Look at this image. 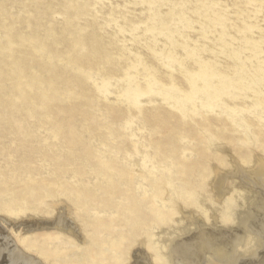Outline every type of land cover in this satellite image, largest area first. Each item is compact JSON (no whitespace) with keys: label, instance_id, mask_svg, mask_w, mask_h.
<instances>
[{"label":"rangeland","instance_id":"obj_1","mask_svg":"<svg viewBox=\"0 0 264 264\" xmlns=\"http://www.w3.org/2000/svg\"><path fill=\"white\" fill-rule=\"evenodd\" d=\"M151 76L161 88L174 85L196 108L195 91L207 97L198 94L202 104L220 95L228 106L244 107L249 130L237 129L218 111L193 114L190 105L184 117L181 102L168 94L145 99L135 113L127 91L143 90ZM224 77L240 98L220 90ZM107 80L113 88L103 95ZM256 106L264 109V0H0V214L16 222L51 219L55 202L62 203L72 208L85 239L22 226L8 235L52 264H123L138 233L154 247L160 230L176 224L172 202L162 203L159 193L164 179L175 183L173 197L179 193L196 207L203 203L197 200L200 182L205 184L199 167L194 176L186 164L200 152L215 157L205 130L231 141L228 149L246 152L242 140L253 133L263 153L264 122ZM115 107L125 112L113 113ZM161 108L183 123L180 134L192 145L144 118L145 111ZM132 116L137 148L157 164H175L174 174L140 172L136 140L125 127ZM207 117L223 120L224 129L203 128ZM183 149L193 150L194 158H184ZM239 203L225 195L220 220ZM206 207L212 209V202ZM239 258L236 264H253L246 255ZM0 264H11L4 253Z\"/></svg>","mask_w":264,"mask_h":264},{"label":"bare ground","instance_id":"obj_2","mask_svg":"<svg viewBox=\"0 0 264 264\" xmlns=\"http://www.w3.org/2000/svg\"><path fill=\"white\" fill-rule=\"evenodd\" d=\"M231 81L230 77H224L221 81L222 87L220 90L226 89L232 93L230 95L231 98H240L241 95L237 96L231 91L234 88ZM112 88V82L107 80L103 95L110 94ZM127 93L130 103L138 110L135 113L142 112L141 109L146 103L145 99L155 100L158 96H162V99H164L166 94H168L172 98L176 96V99L181 102L182 108H179L178 111L184 117L183 108L190 105L192 107L191 113L193 114L202 116L201 112L203 110L214 114L218 111L223 119L232 120L237 129L249 130L244 117L247 110L236 105L228 106L219 97L220 95H217L218 98L216 96L212 101L202 104L198 94L204 95V92L195 91V96L193 97L200 102V107L196 108L193 101L186 96L178 94V91L174 89V85L167 83L164 88H161L160 82L152 76L146 82L143 90L136 86L127 91ZM205 99L207 100V97ZM161 109L145 111L144 118L147 117V121L151 124L161 125L162 128L170 129L173 134L178 135V139L182 143L192 145L191 137H185L180 134L183 123L172 121L175 118V114L167 112L164 108ZM112 111L113 113L118 111L125 112V109L115 107L112 108ZM254 111L258 119L264 122V109L256 106ZM136 118V116H132L126 119L125 127L130 129L132 140H136L135 152L137 156H140L141 162L138 166L141 169L140 172L143 173L147 170L152 174L163 172H168L170 175L174 174L176 171L174 169L175 164L172 162L167 165L163 163L157 164L148 153H143L141 149L137 148L139 137L136 136L137 133L133 128V126H136L134 125ZM217 120L207 117L201 126L214 129L218 127V130L224 129L223 120ZM136 129L141 131L147 129V127L138 125ZM205 132L207 133L205 140L208 142V148L214 152L215 157L208 152H200L194 158L193 150H182L184 158L195 159V162L189 160L190 162L186 164L187 173H193L199 167L200 180L205 181V184L203 181L200 182V184H203V190L197 194V200L202 199L203 203H201V206L196 207L190 201H185V197L180 196L179 193L177 197H173L171 191L175 190V183L164 179L159 188V193H161L162 203L169 200L172 202L174 207V211L171 213L173 216L172 220L176 221V224L172 227V230L164 228L160 230L158 234L160 239L155 241L157 245L154 247L148 245L142 232L138 233L126 249L125 262L123 264H198L203 259L207 264H236L238 259H240V255H246L253 264H264V146L263 153L257 151L256 142L258 138L250 131L251 136H249V139L242 140L248 145L249 152L234 148L230 150L228 148L233 147L231 141H223L208 132V130H205ZM159 143L161 145L166 144V141H159ZM224 152L226 157L222 156ZM131 156L132 154H129V157ZM211 157L214 159L212 163L210 162ZM193 175L198 174L193 173ZM181 192L187 193L188 197L192 196L195 198L189 190L182 188ZM225 195H230L236 202L240 203L238 208L232 210L234 212L233 215L225 213L223 214V221H221L222 214L219 211L222 209ZM158 197L157 193L152 195L154 203ZM210 202L213 204L212 209L206 207V204ZM55 209L56 213L51 219L23 218L16 222L9 219L6 215L0 214V224L3 222L10 227L7 229L0 226V254L4 253L7 255L11 264H52L46 260L48 259L46 255L33 256L29 252V249H32L31 247H27L24 244L18 245L20 240L8 235L9 230L11 232L20 226H22L23 231L46 228L60 229L71 233L76 242L84 241L85 238L80 224L76 223L70 216L72 208L55 202ZM200 221L203 222V226ZM222 228L235 229V232L227 234V232L221 230Z\"/></svg>","mask_w":264,"mask_h":264}]
</instances>
